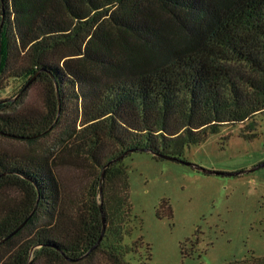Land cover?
Wrapping results in <instances>:
<instances>
[{"label":"trees","instance_id":"obj_1","mask_svg":"<svg viewBox=\"0 0 264 264\" xmlns=\"http://www.w3.org/2000/svg\"><path fill=\"white\" fill-rule=\"evenodd\" d=\"M158 2L169 18L146 0H0V78L37 74L21 96L34 83L47 94L46 111L0 96V135L33 143L66 122L57 152L0 149V239L26 221L0 244V264H79L98 253L132 264L124 159L144 151L180 162L186 146L225 125L255 127L264 112V0ZM60 165L86 173L83 190L66 192Z\"/></svg>","mask_w":264,"mask_h":264},{"label":"rangeland","instance_id":"obj_2","mask_svg":"<svg viewBox=\"0 0 264 264\" xmlns=\"http://www.w3.org/2000/svg\"><path fill=\"white\" fill-rule=\"evenodd\" d=\"M146 4L169 18L166 11H161L158 0H146ZM106 29L119 34L111 26ZM92 69L103 77L109 76L100 67ZM7 75L5 72L0 78V96L15 97V91L27 81L8 80ZM21 94L13 100L20 97L18 109L29 106L46 111L47 94L41 83H34ZM253 120V129H244L252 120L225 125L205 142L186 146L182 159L229 172L264 162V112ZM65 130L63 121L33 143L0 135V149L12 153L57 152ZM124 162L128 166L134 218L133 231L126 235L124 243L135 249V253L127 255L132 264H226L251 254L264 256V167L238 175L207 174L144 151L131 153ZM57 172L66 192L83 190L85 172L70 165L58 166ZM79 264L107 263L98 253Z\"/></svg>","mask_w":264,"mask_h":264},{"label":"water","instance_id":"obj_3","mask_svg":"<svg viewBox=\"0 0 264 264\" xmlns=\"http://www.w3.org/2000/svg\"><path fill=\"white\" fill-rule=\"evenodd\" d=\"M2 25H3V21L1 22V25H0V42H1V29H2ZM36 76H37V74H35L32 78H30L26 82L25 86L22 88V90H20V92L17 94V96H19L33 82V80L36 78ZM17 96L11 98V100H14ZM60 113H61V99H60V96H59V93H58V118L60 116ZM168 159H172V158L168 157ZM180 162L185 163V164H188V165H190V166H192V167H194V168H196V169H198V170H200L202 172H205L207 174H218V175H238V174H241V173L249 172V171H252V170H255V169L264 167V162H262V163H260V164H258L256 166H253L252 168H249V169L240 170V171H234V172H229V171H219V170L208 169V168H205V167H203V166H201L199 164L192 163V162L186 161L184 159H181ZM111 163H112V161H110L109 163H107L104 166L103 171H102V175H101V184H100V208H101L102 218H103V230H102V234H101L100 240L103 237V234L105 232L106 225H107L106 224L107 223L106 214H105V210H104V207H103V180H104L105 170H106V168ZM25 223H26V221H24L20 226H18L8 236L0 239V244L2 242H4L6 239H8L9 237H11L13 234H15Z\"/></svg>","mask_w":264,"mask_h":264}]
</instances>
